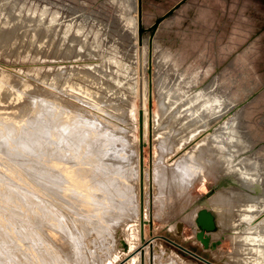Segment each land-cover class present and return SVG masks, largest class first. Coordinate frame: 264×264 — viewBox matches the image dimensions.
Wrapping results in <instances>:
<instances>
[{
    "label": "rangeland",
    "instance_id": "obj_1",
    "mask_svg": "<svg viewBox=\"0 0 264 264\" xmlns=\"http://www.w3.org/2000/svg\"><path fill=\"white\" fill-rule=\"evenodd\" d=\"M101 1H104L107 10L111 13L113 9L111 0H84V8L86 10L98 8ZM12 2L13 0H0V30L8 28L7 24V26H3L8 16L14 17L20 14L21 18H25V20L21 23L23 26L21 25V28L17 29L18 31L12 30L11 33L3 31L4 34L9 33L10 40L3 47L0 44V125H3L0 129L5 133L1 131L0 134H3L0 135V137L2 136L0 140L3 137L5 139L2 141L11 140L0 141V181L4 183L0 182V184L2 186L7 182L18 186L17 180L23 184L22 180L25 177L24 182L29 184H32L31 179L39 180L44 173L36 170L37 161L39 162L40 159L37 157L38 155L42 157V151L47 149L43 152L48 151L49 160L56 165L57 170L54 171L55 176L49 174L50 177L46 174L48 172H45L46 179H53L60 174L65 185L69 184V189L63 195L57 192L60 198L63 196L62 199L65 202L55 199L60 212L65 213V218L55 216V220L52 218V221L51 218L38 217L39 223L35 225V230L37 228L38 230L34 231L29 228L30 235L21 229L20 215L15 216L14 212L10 214L11 212L6 210L10 207L9 210L15 211L17 214V208H19L16 200L9 201L7 194L10 190L7 189V196L3 195V198L7 197L5 198L8 200L6 204L9 205L13 202L15 206L17 203V206L15 208L11 203L13 205L10 204L5 206V209H0V215L8 212L5 213L6 216L3 215L5 217L3 227L5 226V228L1 225L2 215L0 216V226L6 231L10 228L8 229L9 237L6 231H3L6 232V236L2 234L5 238L0 237V264H238L240 256H246L239 249L243 248L245 244L242 239L244 233L247 232L240 225L237 228L233 225L247 223V217L238 214L239 212L245 214V210L239 206V202L244 201L247 193L252 189L245 186H242V189L240 187V196L239 193L235 192L234 194V189L238 188L236 184L238 180L242 182L245 180L244 184L248 185L249 181L247 180L250 179L245 177L248 173L245 172L244 179L238 177L239 172L229 176L223 175L228 165L235 159L230 158L226 161L217 156V159L214 160L210 151H206L198 160H189L185 168L180 167L181 162L176 163L175 161L179 156L175 155L176 152L183 148H190L186 142L191 138L198 140L205 134L204 129L199 130L204 126L203 111L205 116L210 118L214 107L208 110V103L204 105L202 113L197 119H194L192 113L189 112L178 114L177 107L167 114L168 109L161 110L158 107V98L152 93L151 79L149 76L147 77L145 68L140 75H144V83L139 82L137 88L130 89L128 93L125 85L121 84L123 86H120L112 81V75L115 74L111 69L114 67L111 57L115 56L120 59L119 51L123 50V46L109 44L111 41L105 40L102 34L95 40L93 30L89 33L91 20L88 21L83 33L78 34L76 32L78 23L75 21L81 17L68 18L67 16L68 19H66L75 24L73 23L72 29L64 35L63 39L62 32L65 30V21L59 16L55 20L51 19L50 13L56 9L55 7L50 9L49 6H44L36 0H17L15 5ZM139 5L140 10L137 15L136 3L137 37L135 36V42L138 46H142L143 40L146 38L145 50L149 56L153 42H155L160 49L168 54L171 65L184 75L195 79V84L205 83L217 74L220 79L225 77V82H228V76L232 77V85L245 86L243 89L248 90L249 94L254 95L263 91L264 0H184L181 3L180 0H140ZM42 11L45 15L42 14ZM61 12L66 13V11ZM41 15H43L42 20L36 27L33 20ZM30 18H32V22H28ZM56 20L61 21L58 23ZM25 23L26 26H24ZM9 35L7 34V36ZM73 38L78 42L79 38H87L88 41L82 48L78 43L72 44L74 49L69 52V40ZM59 40H63V45H59ZM141 53L139 54L142 55ZM132 64L138 67L137 61ZM60 68H64V76L68 72L66 78L69 79L68 81L64 79L65 89H61V91L59 87H54L52 84L53 80L63 83L62 77L57 79L54 76ZM151 70L150 62L147 72L151 73ZM130 71L132 72V69ZM137 74L138 70L134 71V75ZM128 75V77L124 75L127 80L123 79V75L117 77L121 82L126 81L127 83L130 80L132 83L128 82L129 88H132V74L130 75L129 72ZM221 82L224 83L222 80ZM263 94L256 96L257 99L255 97L256 100H252V103L246 108L249 110V114L246 110L245 117H249L248 131L251 138H255L258 134L251 127L253 123L259 122L261 119L264 121ZM231 95L238 97V93L234 90ZM56 97L60 100L58 101ZM36 98L41 99L40 101L46 99V104H50L51 101V104L54 103L53 106L56 105V102L57 105L63 102L62 108L65 107L67 113L69 111V116H75L71 117V130L64 132L65 142L59 141L62 140L59 136L63 134V131H59L58 134H62L58 135L59 142L56 140L54 142L57 145L48 147V143L54 141L52 137L51 139L49 137L53 127V124L48 122L49 118H52L49 116L51 110L48 112L40 104L37 108L33 107L34 103L39 102V99L36 101ZM90 98H93L94 101ZM95 100L99 101L100 105ZM213 100H211L212 103H209L214 106L216 101L213 103ZM192 107H188V110L191 111ZM154 112L162 114L163 119L161 117L152 118ZM175 114L178 116L177 120L172 121L173 117H176ZM12 119L17 120L16 123H13L17 126L14 127ZM93 119L100 121L99 125L97 124L99 127H95ZM41 121L43 122L41 123ZM7 122L13 126L11 127ZM215 123L216 120L212 125L210 124L212 128L215 127ZM36 124L40 126H36ZM101 124L110 125L112 129L115 128L114 131L112 130V134L109 131L108 134L105 133L106 139L102 138L101 132L99 133ZM49 125L52 127L50 128ZM27 130L31 133L30 135L27 133L29 136L26 134ZM19 131L22 134V139H26L29 146L21 141L22 139L18 136ZM160 133L161 135H159ZM261 134L260 140L264 141V132ZM26 135L28 138L25 137ZM107 135L109 136L107 137ZM37 136L41 141L36 139ZM7 137L9 138L7 139ZM47 138L49 141H46ZM30 142L33 144H29ZM22 143H24L23 146L26 144L28 148L32 145V148L25 149L26 147L23 148ZM40 144L45 145V148H42V145L38 146ZM66 144L67 146H65ZM33 145L43 150L40 149V152ZM59 146L61 147L59 155L58 151L54 154ZM54 148L56 149L54 150ZM60 152H62L61 155H65H62L63 158L66 157V154L67 158L69 156L71 158L69 157V160L60 158ZM45 153L43 155H47ZM32 155L34 160H31ZM54 155H58L56 157L59 158V163ZM70 161H74V163ZM20 164H22L21 167ZM24 168L30 169V173L35 169L36 173L40 172V175L37 173L38 176L36 174L35 178V170L32 176L27 170H23ZM200 168L203 169L202 172H198ZM184 172L187 175L184 176ZM242 172L244 173V170ZM257 175L262 177L260 172ZM45 176L40 178V182L45 179ZM235 177L238 178L235 180ZM45 181V184L50 182L49 180ZM61 182V179L57 177L48 185L56 190H61L60 188L63 186ZM251 183L253 182H249V185L252 187ZM14 191H16L15 188ZM11 193L18 195V192ZM229 193H232L233 196H228ZM58 195L57 198H59ZM226 196L228 197L224 198ZM201 207L213 211L217 218L216 230L204 232L209 241L218 240L213 247L204 245L196 236L199 228L194 217ZM163 214L171 216L167 217L165 221ZM262 217H256L252 223L255 224ZM179 220L183 221L182 232L177 233L175 231L178 229L175 225ZM41 221L46 225L49 222V225L46 226L44 223H40ZM59 221L62 222H60V228L57 225ZM66 221L73 226L67 227ZM76 221L77 223H75ZM42 226L43 231L41 230ZM21 230L22 232H20ZM0 231L2 232V230ZM39 231L41 234L38 233ZM19 232H24V236H21L22 234L20 235ZM74 233L75 235H73ZM152 234L158 236L151 241L150 246L134 254L141 244L149 242L148 239ZM33 236L35 240L42 237L44 242L41 240H39L41 243L38 240V242L31 241ZM11 238L12 240H10ZM117 238H121L124 245L119 247ZM35 242L40 246H36ZM11 243L15 245L13 246ZM46 243L50 246L48 247ZM28 245H30L29 248ZM74 245L76 247H73ZM46 246L49 248L48 250ZM10 247H14L18 255H12L11 253L14 251ZM31 247L33 248L31 249ZM34 247H40L41 251L38 249L37 253ZM79 250L80 253H78ZM51 252L58 254L55 255L57 258ZM50 258H56V260L49 261ZM63 258L64 262L62 263Z\"/></svg>",
    "mask_w": 264,
    "mask_h": 264
},
{
    "label": "bare ground",
    "instance_id": "obj_2",
    "mask_svg": "<svg viewBox=\"0 0 264 264\" xmlns=\"http://www.w3.org/2000/svg\"><path fill=\"white\" fill-rule=\"evenodd\" d=\"M36 1H38V2H40V3H42V4H44V6H49L50 7V9H51V7H55L56 9H54L53 11H52V13H50V15L52 16L51 17V19L52 20H55V18L56 17H61V19H63V21H65L64 23L66 24V26L64 27L65 28V30H64V32H62L63 33V39H64V35L66 34V33H69V31L72 29V27H73V21H69V20H67L68 18H72V17H81V19H79V20H77V21H75L76 23H78V28H77V30H76V32L78 33V34H81V33H83V30H84V28H85V26L86 25H88L87 23H88V21L89 20H91L90 22V24H91V26H89V28H91V30L89 31V33H91V31L93 30V36H94V39L96 40V39H98L99 38V36H100V34H102L103 35V38L105 39V40H110L111 42L109 43V44H111V45H121V46H123L122 48H123V50H121V52L119 51V54H121V56H119V57H121L120 59H117V57H115V56H113V57H111L112 59V63H114V67H112L111 69H113L112 71H114V73L113 74H115V75H112L113 76V78H112V81H115V83L116 84H119L120 86H123V85H125L126 86V88H127V93H128V91L130 90V89H135V88H137V84H139V82L141 83V81H142V83H144V75H142V76H140L141 74H142V70L144 71V68H145V72L147 73V77L149 76L150 77V79H152V82H153V92H154V95L158 98V107H159V109H161V110H163V108L164 109H170V107H171V104L174 102V100L175 99H177V97L179 96H181V95H184V93H185V89H181V88H179V87H176L175 86V88H173V89H171L168 93H166V95L164 96V98H163V69H162V65L160 66V65H158V63H159V60H158V58H159V56L156 54V43L155 42H153V45H152V51H151V54H150V56H151V59H150V56H149V53L147 54V52H146V46H147V41H146V38L143 40V45L142 46H138L137 44H136V42H135V36L137 37V34H136V21H137V15H136V0H111V2L113 3V11H112V13H110L108 10H107V8H106V5H105V3H104V1H102V3H101V5L102 6H104V7H102V6H100V9L101 10H99V9H92V10H86L85 8H84V6H85V4H84V2H83V0H80L79 2H77V1H75V0H36ZM16 2H17V0H13V2H12V4L13 5H15L16 4ZM41 6V5H40ZM59 8V9H58ZM61 11H66V13H63V12H61ZM68 11V12H67ZM43 12V11H42ZM42 14H44V12L42 13ZM45 15V14H44ZM42 16L43 15H41L39 18H37V19H35V20H33L34 22V24H36L35 26L36 27H38L39 26V24H40V22H41V20H42ZM67 16H68V18H67ZM67 18V19H66ZM83 18V19H82ZM32 18H30L29 20L30 21H28V22H32V20H31ZM50 19V20H51ZM57 19H59V18H57ZM23 20H25V18H21V16H20V14H18L17 16H14V17H7L6 19H5V21H4V24H3V26L4 25H8V28H6L5 30L3 29V30H0V32L2 33L3 31L6 33V32H9V33H11V31L12 30H16V31H18L17 29H20L21 28V23L22 22H24ZM27 20V19H26ZM52 20L50 21V22H52ZM57 21V20H56ZM56 21L54 22V23H56ZM61 21V20H60ZM60 21L58 22V23H60ZM62 21V22H63ZM27 22V23H28ZM33 24V25H34ZM75 24V23H74ZM6 25V26H7ZM23 26V25H22ZM24 26H26V23H25V25ZM33 27V26H32ZM31 27V28H32ZM38 29V28H37ZM34 30V29H33ZM4 32H3V34H0V44H2V47L3 46H5V45H7L6 43H8V41L10 40V35H9V33H7L9 36H7V34H4ZM24 33V32H23ZM36 34V33H35ZM12 38V37H11ZM15 38H17L18 39V37H15ZM14 38V39H15ZM136 40H137V38H136ZM70 41V46H68V51L69 52H71L74 48L72 47V44H74V43H78V45H80L81 46V48H82V46H84L86 43H87V41H88V39L87 38H79V42H78V40L77 39H70L69 40ZM101 42V41H100ZM63 40H59V45H63ZM117 45V46H118ZM120 46V47H121ZM0 47H1V45H0ZM108 47H111V46H108ZM113 48V47H112ZM115 48V47H114ZM91 49V48H90ZM89 49V50H90ZM117 49V48H116ZM110 50H111V48H110ZM115 50V49H114ZM118 50V49H117ZM93 51V50H92ZM114 52V51H113ZM140 52H142L141 54L142 55H140L139 53ZM114 55H116V54H114ZM117 56V55H116ZM141 60V61H140ZM135 61H137V64H138V67L136 66V65H133L132 63L133 62H135ZM150 62H151V67L153 66V72H152V70H151V73L148 71L147 72V69H149V65H150ZM161 62V61H160ZM132 64V65H131ZM130 69H132V72L130 71ZM138 70V74L137 75H134V71H137ZM64 72H65V70H64V68H60V70L57 72V73H55V77L58 79L59 77H62V81H63V83H61V82H58V81H56V80H53L52 81V84H53V86L55 87H59L60 89V91H61V89H65L64 88V79H67L66 78V76H67V74H68V72H67V74H66V76H64L65 74H64ZM129 72H130V75L132 76L131 77V79H133V84L131 85L132 86V88H129L130 86V84L128 83L130 80H128V82L126 83V81L125 82H121V80H120V78H118L117 76H121V75H123V79H125V80H127L125 77H128L129 75ZM71 73V72H70ZM69 73V74H70ZM151 74H152V76H151ZM86 75V74H85ZM124 75H125V77H124ZM83 76H84V74H83ZM79 77V76H78ZM90 77V74H89V76H88V78ZM122 77V76H121ZM54 78V77H53ZM84 78H86V77H84ZM83 78V79H84ZM92 79H93V77H91ZM110 78H111V76H110ZM95 79V78H94ZM130 79V78H129ZM69 79H67V81H68ZM96 80V79H95ZM98 80V79H97ZM138 80H140V81H138ZM87 81V80H86ZM92 81V80H91ZM90 81V82H91ZM124 81V80H123ZM147 81V80H146ZM95 82V81H94ZM131 82V81H130ZM97 83V82H96ZM132 83V82H131ZM98 84V83H97ZM103 84V83H102ZM121 84H123V85H121ZM69 88V87H68ZM103 88V87H102ZM121 89H122V87H120ZM223 89V88H222ZM62 90V91H63ZM221 90V89H220ZM220 90H217V93H216V95L217 96H215V97H212V95L211 94H209L208 93V91L206 92V91H204V89L203 90H201V91H199V92H196L195 93V95L193 96V97H191L189 100H187L188 102H186L185 104H183V105H181L180 107H177L176 109V111H177V113L178 114H182V113H192V116H193V118L194 119H197V118H199L200 117V114L202 113L201 111H202V109H203V107H204V105H206L208 102H210V103H212V101L211 100H213L214 102L213 103H215V101H216V104H214V108H213V111H212V115H211V117L210 118H208L207 116H205V114H204V111H203V123H204V126L203 127H201L199 130H201V129H204V132H205V134H203V136H202V138L200 137V139H198L196 142H194L191 146H190V148H188V149H186L183 153H182V155L184 154V156L180 159V162H183V167L182 168H185L186 167V163L187 162H189V160H198V159H200L205 153H206V151H210V152H212V159H217V156H220L222 159H225L226 161H228L230 158H232V159H235L234 160V162H231L229 165H228V167H227V170L223 173V175H226V176H229V175H231L232 173H235V172H239V174H238V177H242L243 178V176L245 175V172H246V174L247 175H245V177L248 179H250V180H247V181H249V182H253V183H251V184H253L254 186H255V188H253L254 186L252 185V187H251V185H249V182H248V185L247 184H244V181L242 182V181H235L236 182V184H237V187L238 188H236V187H234V185L233 184H231L234 188H236V189H234V194H235V192L236 193H239V196H240V192H241V189H242V186H245V187H248L249 189H252L251 191H249L248 193H247V196H246V199L243 201V200H241V202H239V206L240 207H243L244 208V210H245V214H241L240 212L238 213L239 215H241L242 217H247V223H245V224H234L233 226L234 227H236L237 228V226L238 225H240V227H242L243 229H245L246 230V232L247 233H244V238L242 239V242H244L243 244V248L242 247H240V251H243V254H246V256L245 257H242V256H240V258L238 259V261H237V263L238 264H264V177L262 178V177H259L258 175H257V173H261V170L259 169L260 167H259V164H261V162H262V160H261V162L259 163V161L257 160V157H258V154H257V147L256 146H254L253 145V141H252V139L251 140H248L249 138L248 137H250L249 136V134L247 133V131H246V129H245V127H244V124H243V118H242V114H241V111H238L237 112V108H235V109H233V110H231V111H229V108H230V104H231V102L233 101L232 100V98H230V96L228 95V96H226V98H225V96L224 97H220V93H221V91ZM125 91H126V89H125ZM131 92V91H130ZM129 92V93H130ZM138 92V91H137ZM223 93H226V92H223ZM230 93V92H229ZM226 94H228V93H226ZM146 95H147V93H146ZM36 96V95H35ZM53 97V96H52ZM93 97V96H92ZM35 98V97H34ZM47 98V97H46ZM57 98V100L59 101L60 99L58 98V97H56ZM37 99V98H36ZM39 99V98H38ZM38 99L36 100V101H38ZM43 99V98H42ZM49 99H50V97H49ZM49 99H47V101L49 102ZM89 99V98H88ZM90 99H93V98H90ZM33 100V99H32ZM41 99H39V102L36 104V103H34V106L33 107H35V108H37L38 106H39V104L40 105H42L48 112L51 110V112H49V113H51V114H49V116L50 117H52V118H49L50 119V121H48V122H50V123H52L53 124V127H54V129H53V127L52 126H50V128L52 127V129H51V133L49 134L50 136V139H51V137H52V139L54 140L53 142L52 141H50L49 143H48V147H52V146H55V145H57V143H54L55 142V140H56V142L58 141V139H59V137H60V139H62V140H59V141H63V142H65L64 140H66V137H65V133H66V131L68 130H71V124H72V119H71V117L72 116H69L68 114H69V111H68V113H67V111H65L66 109H64V108H62L63 106H61V104L63 103L62 101H60V102H62V103H60L59 105H57V102L55 103L56 105H54L53 106V104L54 103H52L51 104V101H50V104L49 103H47L46 104V102H45V100L44 101H40ZM34 101V100H33ZM90 101H92V100H90ZM93 101H94V99H93ZM119 101V100H118ZM121 101V100H120ZM32 102V101H31ZM45 102V103H44ZM52 102H53V100H52ZM95 102H97L96 100H95ZM99 102V101H98ZM97 102V103H98ZM102 102V101H101ZM99 105H100V103H98ZM63 105V104H62ZM173 106H175V105H173ZM172 106V107H173ZM177 106V105H176ZM190 106H193L192 107V110L191 111H189L188 110V107L190 108ZM103 107V106H102ZM104 107H106V106H104ZM30 109V108H29ZM172 109V108H171ZM170 109V110H171ZM175 108H173L172 110H174ZM179 111V112H178ZM35 112V111H34ZM78 112V111H77ZM70 113H71V111H70ZM73 113V112H72ZM158 112L157 113H153V117H154V119H155V117H156V115H157V117H158ZM11 115V114H10ZM32 115V114H31ZM144 115H145V113H144ZM176 115V114H175ZM185 115V114H184ZM73 117H75L74 115H73ZM72 117V118H73ZM177 115H176V117H173L174 119L172 120V121H176L177 120ZM93 118V117H92ZM48 119V120H49ZM3 120V119H2ZM4 120H5V118H4ZM3 120V121H4ZM13 121H12V124L15 122L16 123V121L17 120H15V119H12ZM216 120V125H215V127L214 128H212V124H213V122ZM1 121V120H0ZM6 121V120H5ZM8 121V120H7ZM10 121V120H9ZM21 121V120H20ZM105 121V120H104ZM43 121H41V123H42ZM47 122V123H48ZM92 122V121H91ZM98 122L100 123V121H96V119L94 120L93 119V123H95V127H99V126H97V124H98ZM8 123V122H7ZM39 123V122H38ZM40 123V124H41ZM103 123V122H102ZM2 124V123H1ZM9 124V123H8ZM9 124V125H11V127L14 125V127L15 126H17V125H15V124ZM17 124H18V122H17ZM49 124V123H48ZM51 124V125H52ZM90 124V123H89ZM211 124V125H210ZM7 125V124H6ZM5 125V126H6ZM99 125V124H98ZM102 125V124H101ZM100 125V127L101 128H99L100 129V131H99V133L101 132V134L100 135H102V138H105L106 136V134L105 133H107L108 134V131L109 132H111L110 134H112L113 133V131H114V129L115 128H113L112 129V126H110V125H102L101 126ZM36 126H40V125H37L36 124ZM43 126V125H42ZM90 126H92L91 124H90ZM0 127L2 128L3 127V125L1 126L0 125ZM18 127H19V125H18ZM93 127H94V124H93ZM92 127V128H93ZM5 128V127H4ZM17 128V127H16ZM40 128V127H39ZM49 128V129H50ZM32 129H34V128H32ZM35 129H38V128H35ZM95 129V128H94ZM108 129V130H107ZM4 130V129H3ZM14 130H16V129H14ZM19 130V129H18ZM17 130V131H18ZM47 130V129H46ZM97 130H98V128H97ZM113 130V131H112ZM1 131H2V129H0V133H1ZM6 131V130H5ZM9 131V130H8ZM8 131H7V133H8ZM20 131H21V129H20ZM19 131V135H18V133H16L21 139H22V134H21V132ZM24 131V130H23ZM39 130H37V132H38ZM62 132L63 131V134L62 133H59L58 134V132ZM95 131V130H94ZM163 131V130H162ZM3 133H4V131H2ZM36 132V133H37ZM41 132V131H40ZM48 132V131H47ZM65 132V133H64ZM161 132V131H160ZM2 133V134H3ZM14 133V134H15ZM27 133H29L28 132V130H27V132H26V134ZM39 133V132H38ZM90 133H93L92 131H90ZM89 133V134H90ZM97 133V132H96ZM159 133V132H158ZM157 133V134H158ZM2 134H0V135H2ZM5 134V133H4ZM11 134H12V131H11ZM13 134V137L16 135H14ZM20 134H21V136H20ZM31 133H29V135H30ZM60 134H62L61 136H59L58 137V135H60ZM109 134V135H110ZM162 134H163V132H162ZM6 135H8V134H6ZM16 135V137L17 138H19L18 136ZM28 135V134H27ZM27 135L25 136V137H27ZM28 135V136H29ZM35 135V134H34ZM37 135V134H36ZM35 135V136H36ZM94 135V134H93ZM109 135H107V137L109 136ZM159 135H161V133L159 134ZM5 136V135H4ZM24 136V135H23ZM158 136V135H157ZM6 137V136H5ZM10 137H12V135H10ZM38 137V136H37ZM36 137V139H38L39 141H41V139H39V137L37 138ZM41 137V136H40ZM156 137V136H155ZM194 137V136H193ZM0 138H2V136L0 137ZM9 137H7V139H8ZM15 138V137H14ZM28 138V137H27ZM58 138V139H57ZM89 138V137H88ZM93 138V137H92ZM91 138V139H92ZM251 138V137H250ZM3 139H5L4 137H3ZM2 139V140H3ZM6 139V140H7ZM16 139V138H15ZM21 139H19V140H21ZM106 139V138H105ZM2 140H0V141H2ZM9 141H11L10 139H8ZM7 140V141H8ZM26 140V139H25ZM24 139H22L21 141L23 142H25L26 143V141H25ZM28 140V139H27ZM30 140V139H29ZM189 140V139H188ZM187 140V141H188ZM191 140H192V138H191ZM7 141H2V142H7ZM18 141V140H17ZM20 141V142H21ZM38 141V142H39ZM46 141H49L48 140V138H47V140ZM58 141V142H59ZM1 142V143H2ZM35 142H37V141H35ZM37 142V143H38ZM40 143H42V142H40ZM45 143H47V142H45ZM187 143V142H186ZM19 144V143H18ZM23 144L24 143H22V146H23ZM27 145H28V143H26ZM26 144L23 146V148H25V149H29L27 146H26ZM29 144H33V143H29ZM63 144V143H62ZM6 145V144H5ZM42 144H40V145H38V146H41ZM47 145V144H46ZM60 145H61V143H60ZM184 145V144H183ZM9 146V145H8ZM29 146V145H28ZM34 146V145H33ZM36 146V145H35ZM34 146V148H37V150L39 149L38 148V146L37 147H35ZM45 145H42V148H45L44 147ZM62 146V145H61ZM64 146V145H63ZM65 146H67V144L65 145ZM85 147V146H84ZM84 147H83V149H84ZM1 148V147H0ZM32 148V147H31ZM30 148V149H31ZM42 148H40L41 149V151L43 150ZM63 148V147H62ZM86 148V147H85ZM20 149V148H19ZM24 149V150H25ZM40 149H39V151H40ZM56 148H54V150H55ZM58 149V150H57ZM56 149V152H54V150H53V152H54V154L55 153H57V151H58V155H59V149L61 150V147L59 146V148H57ZM81 149H82V147H81ZM45 150V149H44ZM43 150V151H44ZM47 150V149H46ZM45 150V151H46ZM32 151H35V150H32ZM40 151V152H41ZM42 151V153H41V156L42 157H39V155H38V157H37V153H38V151H37V153L36 152H33V153H36L35 155H36V157L37 158H40L39 159V162L37 161V168H36V170L38 169L40 172H43L44 174H42V177H43V175L45 176L46 174H48L47 176H49V174L50 175H52V174H54V176H55V169L57 170V167H56V165H54V163L51 161V160H49V158H50V156H49V154H47V152L45 153V152H43ZM86 151V150H85ZM138 151V150H137ZM1 152V151H0ZM9 152V151H8ZM39 152V153H40ZM76 152V151H75ZM74 152V154H76ZM96 152V151H95ZM16 153V152H15ZM30 153V152H29ZM47 154V155H43V154ZM61 153L62 152H60V158H63L62 157V155H64V154H62L61 155ZM73 153V152H72ZM82 153V152H81ZM22 154V153H21ZM25 154H26V152H25ZM28 154V153H27ZM96 154V153H95ZM17 155V154H16ZM34 155V156H35ZM50 155H52V154H50ZM58 155H54L55 157L57 156L58 157ZM19 156H21V155H19ZM29 156V155H28ZM49 156V157H48ZM65 156V155H64ZM67 154H66V157L65 158H63V159H66L67 158ZM72 156H74V155H72ZM137 156H138V152H137ZM57 157H56V160L58 161V159H57ZM70 157V156H69ZM69 157L67 158L68 160H69ZM23 158V157H22ZM25 158V157H24ZM29 158V157H28ZM53 158V157H52ZM51 158V159H52ZM71 158V157H70ZM74 158V157H73ZM138 158V157H137ZM197 158V159H196ZM259 158H261L260 156H259ZM11 159V158H10ZM27 159V158H26ZM35 159V158H34ZM33 159V155H32V159L31 160H34ZM53 159H55V158H53ZM62 159V160H63ZM211 159V158H210ZM211 159V160H212ZM17 160V159H16ZM40 160H41V162H40ZM24 161H27V160H25L24 159ZM36 161V160H35ZM60 161V160H59ZM59 161H58V163H59ZM72 161V160H71ZM70 161V162H71ZM17 162V161H16ZM22 162V161H21ZM30 162V161H29ZM29 162H27L28 164H29ZM34 162V161H33ZM264 162V161H263ZM23 163V162H22ZM24 163H26V162H24ZM63 163H64V161H63ZM71 163H74V161L73 162H71ZM33 164V163H32ZM18 165V164H17ZM21 165L22 164H20V167H21ZM24 165V167H25V164H23ZM30 166H32L31 164H29ZM28 165V166H29ZM71 165H73V164H71ZM137 165H138V160H137ZM189 165V164H188ZM192 165V164H191ZM34 166H36V165H34ZM33 167V166H32ZM31 167V168H32ZM30 168V167H29ZM30 168V169H31ZM34 168V167H33ZM139 168V167H138ZM28 168H24L23 170H27ZM29 169V170H30ZM29 170H27L28 172H29ZM34 170L35 169H33V170H31V172L33 173V175H34ZM36 170H35V178L38 176V174L40 173V172H37L36 173ZM202 168H200L199 170H198V172H202ZM244 170V173L242 172ZM45 172H48V173H46L45 174ZM30 173V172H29ZM32 173H30L31 175H32ZM216 172L214 171V174H215ZM0 174H1V172H0ZM25 175H26V173H24ZM36 174H37V176H36ZM24 175V176H25ZM32 175V176H33ZM40 175V174H39ZM59 175V176H58ZM58 175H56V177H53V179H50V178H47L46 179V177L47 176H45L44 178L45 179H43V181L42 182H40V178H42L41 176H40V178H39V180H36V179H31V181H32V184H29V183H27V182H24V180H25V178L22 180L23 181V184H21L20 183V181L19 180H17L18 182L17 183H19L18 184V186H14V185H11V183L10 184H8L7 182H5V180H4V182H5V185H2L1 186V184L3 183V181H0L1 182V184H0V209H5V206H9L11 203H13L15 200H16V202H18V206H17V203H16V206L17 207H19V208H17V210H18V213L17 214H15V211H10L9 209H10V207H9V209H6L7 211H9V213L10 214H12V212H14V215L16 216V215H20V223H21V229H23V231L24 232H26V234L27 235H30V229L32 228V229H34V231H36V230H38V228L35 230V225L37 224V223H39V220L37 219L38 217H44V218H46V219H48V218H51V220H52V218L55 220V216L57 217V216H60V218H65L64 217V214L65 213H61L60 212V209L57 207V205H56V200L55 199H57L58 201H60V202H65V201H63V196H61V198H60V196L57 194V192H60V194L62 193V195L63 194H65V192H67V190L69 189L68 187V183L66 182V184H68V185H65V183L63 182V177L61 178V175L60 174H58ZM140 175H141V172H140ZM185 175H187L186 174V172H184V176ZM31 176V177H32ZM29 177H30V175H29ZM50 177V176H49ZM57 177H59V179H61V185H63L62 186V188H60L61 190H56L55 188H53L51 185H48V183H50L51 184V182H53V180L54 179H56ZM225 177V176H224ZM234 177V176H233ZM238 177H235V180L238 178ZM37 178V179H38ZM244 179V178H243ZM11 180V179H10ZM45 180H49L50 182H48L47 184H45L44 183V181ZM7 181H9V179H7ZM12 181V180H11ZM14 182V181H13ZM12 182V183H13ZM46 182V181H45ZM57 182H58V180H57ZM246 182V181H245ZM15 183V182H14ZM16 183V184H17ZM56 183V182H55ZM232 183H233V181H232ZM4 184V183H3ZM230 184V183H229ZM228 184V185H229ZM11 185V186H10ZM240 187H241V189H240ZM14 188H15V190L16 191H14ZM224 188V187H223ZM7 189L8 190H10V192L8 191V198H9V201H11V200H13V202H11L9 205L8 204H6V202L8 203V200L7 199H5V198H7V197H5V198H3L4 196L3 195H5V196H7L6 195V193H7ZM238 189V190H237ZM56 190V191H55ZM217 191V190H216ZM244 191V190H243ZM11 192H14V193H16V192H18V195L16 196V194H13V193H11ZM245 192V191H244ZM243 192V193H244ZM9 193H11V194H9ZM57 195L59 196V198H57ZM67 196V195H66ZM228 196H233V194L232 193H229V195ZM228 196H226V197H224V198H227ZM70 197V196H69ZM73 197V196H72ZM77 197V196H76ZM223 198V199H224ZM102 199H104V198H102ZM65 200V199H64ZM225 200V199H224ZM240 200V199H239ZM14 204V207L16 208V206H15V203H13ZM13 204H11V205H13ZM236 204V203H235ZM61 206V205H60ZM71 206V205H70ZM231 207H232V204L230 205ZM235 206V205H234ZM14 207H13V209H14ZM12 209V208H11ZM203 209H205V207L203 208ZM232 209V208H231ZM5 212V213H8V212ZM62 211V210H61ZM144 211V210H143ZM210 211V210H209ZM85 212V211H84ZM211 212V211H210ZM3 213H4V211H3ZM5 213L3 214V215H5ZM212 213V212H211ZM213 214V213H212ZM2 215V214H1ZM0 215V216H1ZM2 215V220H1V225H2V227H3V224H4V216ZM6 216V215H5ZM144 216H145V213H144ZM258 216H263L258 222H256L255 224H253L252 223V221H253V219H255L256 217H258ZM59 218V219H60ZM152 218V215H151V217H150V219ZM57 219V221H58V218H56ZM89 219V218H88ZM98 219V218H97ZM144 219V218H143ZM66 220V219H65ZM214 220H215V222L217 223V218L215 217V215H214ZM43 221H44V219H43ZM48 221H50V220H48ZM53 221V220H52ZM56 221V222H57ZM61 221H62V219H61ZM61 221H59V224H57L58 225V228H60L59 227V225H60V222ZM89 221V220H88ZM46 222H47V220H46ZM181 222V221H180ZM180 222H177L176 223V228L178 229V230H181L182 229V227H181V224H180ZM40 223H44V222H40ZM62 223V222H61ZM63 223H65L64 221H63ZM66 223L68 224V222L66 221ZM75 223H77V221L75 222ZM79 223V222H78ZM182 223V222H181ZM45 225H46V223H44ZM44 224H42L43 226H44ZM48 225H49V222L47 223ZM72 224V223H71ZM18 225H19V223H18ZM17 224H16V226H18ZM48 225H46V226H48ZM62 225V224H61ZM66 225V224H65ZM76 225V224H75ZM244 225V226H243ZM15 226V227H16ZM43 226L41 227L42 229V231H43ZM51 226V225H50ZM52 226H53V224H52ZM63 226V225H62ZM68 226H73V225H70V224H68L67 225V227ZM217 226V225H216ZM1 226H0V230H2V232L3 231H6L5 229L3 230V228H5V226L2 228ZM15 227H13V228H15ZM37 227H39V226H37ZM54 227V226H53ZM52 227V228H53ZM66 227V226H65ZM8 228V227H7ZM19 228V227H18ZM17 228V230H19ZM30 228V229H29ZM48 228V227H47ZM57 228V229H58ZM197 228V227H196ZM199 228V227H198ZM8 229H10V228H8ZM8 229H7V235L9 234V232H8ZM31 229V230H32ZM56 229V230H57ZM74 229V228H73ZM55 230V231H56ZM60 230V229H59ZM216 230V227H215V229H213V230H209L208 232H211V231H215ZM245 230H243L244 232H245ZM10 231H12V230H10ZM14 231V230H13ZM15 231H16V229H15ZM34 231H31V232H34ZM41 231V232H42ZM242 231V232H243ZM1 232V231H0ZM1 232V235H0V237L2 236L3 238H5L2 234H4L5 236H6V232H3L2 233ZM18 232V231H17ZM17 232H16V234H17ZM20 232H22V230L20 231ZM19 232V233H20ZM20 233V235L21 236H24L23 234H25V233ZM29 232V233H28ZM57 232V231H56ZM64 232H66V230H64ZM71 232V231H70ZM205 232V231H204ZM39 234H41L40 233V231L38 232ZM121 233V232H120ZM12 234H13V232H12ZM38 237H40L39 236V234H37V233H35ZM43 234V233H42ZM46 234V233H45ZM67 234V233H66ZM70 234V233H69ZM68 234V235H69ZM33 235V233L31 234V236ZM47 235V234H46ZM73 235H75V233L73 234ZM155 235V234H154ZM30 236V237H31ZM41 236H43V235H41ZM52 236V235H51ZM117 236H118V234H117ZM123 236V235H122ZM156 236H158V235H155V236H153V234L151 235V237H149V239H148V241L149 242H145V244H141V246H140V248H138L137 250H135V252H134V254H136L137 252H139V250H142V249H144V248H147V247H149L150 246V243H151V241L156 237ZM8 237H9V235H8ZM11 237V236H10ZM14 237V236H13ZM12 237V238H13ZM29 237V238H30ZM36 237V236H35ZM48 237V236H47ZM53 237V236H52ZM12 238L10 239V240H12ZM14 239V238H13ZM72 239V238H71ZM118 239V241H117V245L120 247V246H122V245H124V242L121 240V238H117ZM123 239V238H122ZM38 241L39 240H41V241H43L42 240V237H41V239H37ZM37 240H35V238H34V236H33V239L31 240V241H37ZM73 240H75V239H73ZM37 241V242H38ZM80 241V240H79ZM12 242V241H11ZM37 242H35V244L37 243ZM40 242V241H39ZM44 242V241H43ZM14 243H15V241H14ZM29 243L31 244V242L29 241ZM41 243V242H40ZM74 243V242H73ZM12 244V243H11ZM39 243H37L36 244V246L38 245ZM47 244V243H46ZM46 244H44V245H46ZM13 245V244H12ZM11 245V246H12ZM15 245V244H14ZM13 245V246H14ZM73 245V244H72ZM79 245H81V243H79ZM240 245V244H239ZM242 245V244H241ZM8 246H10V244H8ZM32 246V245H31ZM33 246H35L34 244H33ZM38 246H40V245H38ZM43 246V245H42ZM42 246H41V248H42ZM47 246H48V244H47ZM47 246H46V249L48 250L49 248H47ZM50 246V245H49ZM48 246V247H49ZM18 247V246H17ZM30 247V245H28V248ZM73 247H76L75 245L73 246ZM72 247V248H73ZM128 247V246H127ZM12 247H10V249H11ZM19 248V247H18ZM33 247H31V249H32ZM35 248V247H34ZM44 249H45V247H43ZM21 249V248H20ZM38 249H40V247L39 248H35V250L37 251ZM45 249V250H46ZM57 249V248H56ZM74 249H76V248H74ZM73 249V250H74ZM12 250L14 251V252H16L15 251V249H14V247L12 248ZM29 250V249H28ZM34 250V251H35ZM54 250V249H53ZM72 250V251H73ZM76 250H78V249H76ZM75 250V251H76ZM30 251H33V250H30ZM35 251V252H36ZM40 251H41V249H40ZM39 251V252H40ZM56 250H54V252H55ZM12 252V251H11ZM11 253L12 255L14 254H17L18 255V253L16 252V253ZM37 253H38V251H37ZM42 253V252H41ZM50 253V252H49ZM56 253H58L57 251H56ZM56 253H53L52 254V252H51V254L53 255V256H55L56 255ZM75 253H77V251L75 252ZM78 253H80V250H79V252ZM10 254V253H9ZM82 254V253H81ZM154 254V253H153ZM242 254V255H243ZM41 255V254H40ZM58 255V254H57ZM56 255V256H57ZM130 255V254H129ZM129 255H128V257H129ZM39 256V255H38ZM42 256V255H41ZM45 256V255H44ZM47 256V255H46ZM53 256H51V257H53ZM55 256V257H56ZM61 256V255H60ZM60 256H58V257H60ZM77 256V255H76ZM82 256V255H81ZM133 256V255H132ZM132 256H130L131 258H132ZM14 257V256H13ZM17 258H19L18 256H16ZM70 257V256H69ZM43 258V257H42ZM46 258V257H45ZM49 258V257H48ZM48 258H47V261H48ZM57 258V257H56ZM56 258H53V259H55L56 260ZM66 258V257H65ZM51 259V258H50ZM49 259V261H52L53 259H51L50 260ZM17 260V259H16ZM54 260V261H55ZM63 260V261H62ZM61 261H62V263L64 262V258L62 259ZM68 260V259H67ZM58 261V260H57ZM58 263V262H57ZM61 263V262H60ZM59 264V263H58ZM165 264V263H164Z\"/></svg>",
    "mask_w": 264,
    "mask_h": 264
},
{
    "label": "crops",
    "instance_id": "obj_3",
    "mask_svg": "<svg viewBox=\"0 0 264 264\" xmlns=\"http://www.w3.org/2000/svg\"><path fill=\"white\" fill-rule=\"evenodd\" d=\"M156 54L159 56L158 65H160V66L162 65V69H163V98L166 95V93H168L171 89L175 88V86L179 87L181 89H185L184 95H181L180 97L178 96L177 99H175L174 102L171 104L170 109L180 107L181 105L185 104L187 102V100H189L191 97H193L195 95L196 92H199L203 89L206 92L208 91V93L211 94L212 97L217 96L216 95L217 90H220V89H221L220 90L221 91L220 97L225 96V98H226V96H228V94L223 93V92H225L226 90L229 89V87H230L229 84L232 81V77L228 76L227 77L228 82H225V77L220 79L219 77H217V74H215L207 82H205V83L200 82L199 84H195V79L191 78L188 75H184L183 73H181V71H179L178 69L174 68L171 65V61H170L168 54L166 52H164L162 49H160V47L158 45H156ZM152 72H153V66H152ZM151 76H152V74H151ZM221 80L224 81V83H222ZM151 83H152V93L154 95L152 79H151ZM173 105H175V106H173ZM211 107H214L213 104L211 105L208 102V110H210ZM170 109H168L167 114L172 112V109L171 110ZM156 117H157V115H156ZM159 117H161L163 119L162 114H158L157 118H159ZM152 118H154V117H152ZM208 118H209V116H208ZM248 118L249 117L247 116V118H245V120L243 119V121L246 123L245 127L247 128V130L249 129L248 128V124H249ZM251 127H252V129L256 130L258 134L255 136V138L248 137L249 138L248 140L252 139L253 145H255L257 147V154H258L257 160L259 161V163L263 159L261 164H259V167H260L259 169L261 170L262 177H264V174H263L264 173V162H263L264 161V141L260 140V137H262L261 132H264L263 131V129H264L263 119H261L259 122L255 121ZM194 140H195V138H194ZM194 140L192 139V140L188 141L187 142L188 145L191 146L194 143L193 142ZM196 141L197 140H195V142ZM185 150H186V148L185 149L183 148V149L179 150L178 152H176L175 155H179L178 159L175 160L176 163H178V162L180 163V159L184 156V154L182 155V153ZM259 156L261 158H259ZM165 161H167V160H165ZM183 162H181L182 164L180 165V167H183V165H184ZM152 185H153V183H152ZM201 208H204V207H201ZM171 214L173 215V213H171ZM166 215L163 214V220H165V219H167V217L171 216V215H169V216H166ZM214 215H215V213H214ZM194 219H195V217H194ZM178 222H180L181 227H182L183 221L179 220ZM175 232L180 233V232H182V229L180 231L176 230Z\"/></svg>",
    "mask_w": 264,
    "mask_h": 264
},
{
    "label": "flooded vegetation",
    "instance_id": "obj_4",
    "mask_svg": "<svg viewBox=\"0 0 264 264\" xmlns=\"http://www.w3.org/2000/svg\"><path fill=\"white\" fill-rule=\"evenodd\" d=\"M80 1V0H79ZM79 1H77V2H79ZM83 2H84V0H83ZM101 3H102V1H101ZM101 3L100 4H98V8L97 7H94V8H91V9H89V10H92V9H99L100 8V6H102L101 5ZM85 4V3H84ZM102 7H104V6H102ZM107 8V7H106ZM99 10H101V9H99ZM109 11V10H108ZM113 11V10H112ZM112 11H111V13H112ZM233 80V79H232ZM230 87H229V89L228 90H226L225 92L226 93H228V95L230 96L231 95V92L234 90V92H236V93H238V97H235V96H233V95H231L230 96V98H232V102H231V104H230V108H229V111H231V110H233V109H235V108H237V112L238 111H241V114H242V118L245 120V112H247L248 111V114H249V110L248 109H246L249 105H250V103H252L251 101L252 100H256L257 99V97L256 96H258V95H261V93H264V89H263V91H259V92H257V93H255L254 95H252V94H249V93H247L248 92V90H244L243 88H245V86L244 87H240L239 85H232V81L230 82ZM230 92V93H229ZM264 95V94H263ZM256 97V99H254ZM255 102V101H254ZM247 110V111H246ZM243 124H244V127H245V125H246V123L243 121ZM245 129H246V131H247V133L249 134V131L247 130V128L245 127ZM250 136V135H249ZM251 137V136H250ZM255 146V145H254Z\"/></svg>",
    "mask_w": 264,
    "mask_h": 264
},
{
    "label": "water",
    "instance_id": "obj_5",
    "mask_svg": "<svg viewBox=\"0 0 264 264\" xmlns=\"http://www.w3.org/2000/svg\"><path fill=\"white\" fill-rule=\"evenodd\" d=\"M184 0H180V3L183 2ZM140 0H136L137 3V15H138V10L140 5H139ZM195 222L197 226L199 227V231L196 232L197 238L204 244L208 245L209 247H213L216 245V242L218 240H210L208 237L204 234V231H209L213 230L216 227V222L214 220V215L207 209L200 208L196 212V217H195ZM181 246V245H180ZM182 247V246H181ZM184 248V247H183ZM185 249V248H184ZM187 250V249H186Z\"/></svg>",
    "mask_w": 264,
    "mask_h": 264
}]
</instances>
